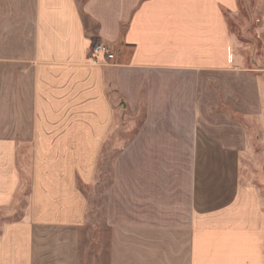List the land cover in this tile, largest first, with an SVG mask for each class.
Listing matches in <instances>:
<instances>
[{
	"label": "crops",
	"instance_id": "0c3cea01",
	"mask_svg": "<svg viewBox=\"0 0 264 264\" xmlns=\"http://www.w3.org/2000/svg\"><path fill=\"white\" fill-rule=\"evenodd\" d=\"M256 10L243 33L264 34ZM238 13L0 0V264H79L82 189L112 133L105 264H264V58L229 30ZM92 39L113 59L90 61Z\"/></svg>",
	"mask_w": 264,
	"mask_h": 264
},
{
	"label": "rangeland",
	"instance_id": "374dc122",
	"mask_svg": "<svg viewBox=\"0 0 264 264\" xmlns=\"http://www.w3.org/2000/svg\"><path fill=\"white\" fill-rule=\"evenodd\" d=\"M81 1L79 0V3ZM256 8L257 0H239V13L235 17L226 16V20L229 30L237 36L246 48L250 47L251 54L254 56L255 53L264 58V34L258 35L254 32V29H251L250 33L242 32V19L255 24L257 17ZM258 25H264L263 21L260 20ZM116 137L117 134L112 133L103 147L95 184L91 188L82 189L88 203V220L80 233L79 264H105L107 234L102 220L105 192L111 179L112 160L117 152V148L119 149V145H115ZM256 165V167L252 168L254 175L253 182L259 187L264 197V151L260 153V159ZM25 205L26 201L23 200L21 207ZM6 220V217H0V222Z\"/></svg>",
	"mask_w": 264,
	"mask_h": 264
},
{
	"label": "built area",
	"instance_id": "2783aa9c",
	"mask_svg": "<svg viewBox=\"0 0 264 264\" xmlns=\"http://www.w3.org/2000/svg\"><path fill=\"white\" fill-rule=\"evenodd\" d=\"M98 56H102L106 60L113 59V54L110 52V50L106 46L102 44L91 45L89 54H88V59L92 61L93 63H96Z\"/></svg>",
	"mask_w": 264,
	"mask_h": 264
},
{
	"label": "trees",
	"instance_id": "16d2710c",
	"mask_svg": "<svg viewBox=\"0 0 264 264\" xmlns=\"http://www.w3.org/2000/svg\"><path fill=\"white\" fill-rule=\"evenodd\" d=\"M91 43H92V45H96V44H98V41L96 39H92Z\"/></svg>",
	"mask_w": 264,
	"mask_h": 264
}]
</instances>
